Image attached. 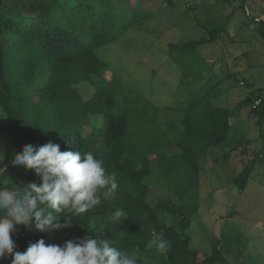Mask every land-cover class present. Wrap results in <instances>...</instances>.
<instances>
[{"label":"trees","instance_id":"trees-1","mask_svg":"<svg viewBox=\"0 0 264 264\" xmlns=\"http://www.w3.org/2000/svg\"><path fill=\"white\" fill-rule=\"evenodd\" d=\"M28 1L45 2L47 6L36 14L25 15L19 8L6 11L8 4L0 0V139L5 144L4 165L7 166V173L0 177V187H23L29 182H41L34 170L11 165L15 153L21 152L25 144L40 146L51 141L59 144L61 151H91L104 161L110 173L116 174L120 187L115 198L103 201L85 214L80 221L82 226L102 227L116 247L138 250L140 264H152L143 255L149 251L146 245L153 233L168 242L166 264H221L223 259L217 243H214V253L203 260H198L197 250L190 247L188 230L196 207L183 197L188 191L191 195L193 190L197 192L199 160L212 147L229 143L234 125L232 118L243 106L254 104L261 137L264 135V87L257 90L255 97L250 94L233 108L212 106L207 100L210 96L191 100L184 111L181 136L173 135L162 141L172 144L177 153L160 155V165L166 172L163 182L169 191L179 196L178 203L159 209L149 201L151 186L145 180L152 175L155 166L151 155L161 148L155 143L144 147L146 151L141 150L138 140L142 138L134 140L130 136L129 113L117 109L116 91L112 87L116 76L107 77L110 67L96 53L99 47L116 41L123 30L149 19L151 14L136 12L129 21L121 22L115 0ZM165 1L171 7L177 6L173 0ZM221 1L244 10L248 3V0ZM231 15L228 14L227 22L222 24L211 19L198 23L207 30L208 37L171 43V53L187 54L218 41L222 33H228ZM255 18L252 17L254 22ZM258 30L264 36L262 15ZM4 37L9 40L7 44ZM82 82L94 86L89 99H84L78 89ZM99 115L104 118L102 125L93 122ZM88 124L91 135L84 133ZM94 141L97 150H94ZM256 164L255 156L233 179L241 190L246 188ZM121 206L129 212V219L124 224H115L108 217ZM89 234V229L72 220L71 227L47 233L34 226H17L12 238L17 244L16 250L23 252L30 243L41 238L47 244L62 245L69 239Z\"/></svg>","mask_w":264,"mask_h":264},{"label":"rangeland","instance_id":"rangeland-1","mask_svg":"<svg viewBox=\"0 0 264 264\" xmlns=\"http://www.w3.org/2000/svg\"><path fill=\"white\" fill-rule=\"evenodd\" d=\"M173 1L176 7L169 6L165 0H115L121 22L129 21L136 12L151 16L96 50L110 67L107 77L116 76L112 87L116 91L117 109L129 113L130 136L134 140L142 138L138 140L139 149L144 151V147L155 143L161 148L151 155L155 166L145 180L151 186L149 201L159 209L178 203L179 196L163 182L166 172L160 165V155L177 153L172 144L162 141L173 135L181 136L184 111L191 100L210 96L207 100L212 106L233 108L248 95L255 97L257 90L264 87V36L258 30V22L252 20L254 16H264V0H248L246 10L223 4L221 0ZM3 2L9 6L6 11L19 8L25 15L36 14L47 6L45 2L28 0ZM231 13L229 31L222 33L218 41L187 54L171 53V43L208 37L207 30L198 23L211 19L222 24ZM3 40L6 44L9 41L6 37ZM78 89L84 99L94 92L89 82L78 84ZM253 106H243L232 118L229 143L212 147L199 160L197 192L193 190L191 195L188 191L183 197L196 207L188 232L190 247L197 250L198 260L212 255L217 243L221 264H264V135L261 137ZM93 120L96 125H102L104 118L99 115ZM84 133L91 135L90 124L84 127ZM94 144L97 150V142ZM235 145L238 147L232 150ZM4 148L0 139L3 152L0 167L5 166ZM255 156V170L246 188L241 190L233 179ZM6 173L7 169L3 174ZM165 254L149 249L143 257L152 264H166ZM0 264H11V257Z\"/></svg>","mask_w":264,"mask_h":264},{"label":"clouds","instance_id":"clouds-1","mask_svg":"<svg viewBox=\"0 0 264 264\" xmlns=\"http://www.w3.org/2000/svg\"><path fill=\"white\" fill-rule=\"evenodd\" d=\"M11 165L34 170L41 182L0 187V261L11 257V264H140L138 250L118 248L102 227L82 226L80 222L103 201L115 198L120 187L116 174L110 173L93 152L61 151V146L51 141L40 146L25 144L21 152L15 153ZM6 167H0V177ZM108 219L124 224L129 212L121 206ZM72 220L89 229L90 234L69 239L62 245L47 244L41 238L30 243L26 251L16 250L12 236L17 226H34L47 233L71 227ZM146 247L164 254L168 242L153 233Z\"/></svg>","mask_w":264,"mask_h":264},{"label":"built area","instance_id":"built-area-1","mask_svg":"<svg viewBox=\"0 0 264 264\" xmlns=\"http://www.w3.org/2000/svg\"><path fill=\"white\" fill-rule=\"evenodd\" d=\"M255 20H256L257 22H259V21H260V17L255 18ZM258 103H259V100L256 102V104H258Z\"/></svg>","mask_w":264,"mask_h":264}]
</instances>
